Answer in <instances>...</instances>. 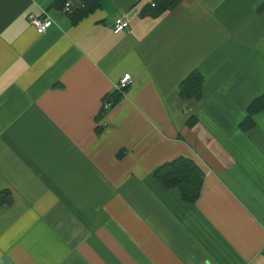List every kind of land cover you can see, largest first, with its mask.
<instances>
[{
	"label": "crops",
	"instance_id": "crops-1",
	"mask_svg": "<svg viewBox=\"0 0 264 264\" xmlns=\"http://www.w3.org/2000/svg\"><path fill=\"white\" fill-rule=\"evenodd\" d=\"M156 2L0 0V264H264V0ZM178 157L195 202L154 176Z\"/></svg>",
	"mask_w": 264,
	"mask_h": 264
},
{
	"label": "trees",
	"instance_id": "trees-1",
	"mask_svg": "<svg viewBox=\"0 0 264 264\" xmlns=\"http://www.w3.org/2000/svg\"><path fill=\"white\" fill-rule=\"evenodd\" d=\"M66 0H61L62 6ZM99 0H81L76 4H84L83 8H78L73 16L82 17L92 11L93 7ZM178 0H158V8L153 15H157L161 10L173 6ZM155 7V6H154ZM203 76L199 71L192 72L181 84V95L183 97H193L198 95L202 90ZM124 95L114 91L108 95V101L111 108L116 105ZM264 109V93L254 100L248 108L247 118H250L257 111ZM105 111H101L100 117ZM155 178L166 188H176L180 191L185 201L195 202L201 193L203 184V170L197 163L187 157H178L172 161L166 162L158 167L154 174Z\"/></svg>",
	"mask_w": 264,
	"mask_h": 264
},
{
	"label": "built area",
	"instance_id": "built-area-1",
	"mask_svg": "<svg viewBox=\"0 0 264 264\" xmlns=\"http://www.w3.org/2000/svg\"><path fill=\"white\" fill-rule=\"evenodd\" d=\"M152 6H155V2L152 3ZM84 4H76L71 0H66L63 5V12L66 15H73L75 11L78 8H83ZM30 23L36 28L38 33L43 34L45 33L48 28L51 26L52 23H54L53 18L48 14L46 10H43L38 15H31L30 16ZM130 26L129 19L127 17H120L117 18L114 25H113V31L115 33H120L126 29H128ZM133 82L132 76L129 73H125L119 81L115 84V90L121 93L122 95H125L126 91L130 87L131 83ZM111 109V103L108 101V97H106L103 100L102 110L105 111L104 114L100 118L102 124H106L105 116Z\"/></svg>",
	"mask_w": 264,
	"mask_h": 264
}]
</instances>
